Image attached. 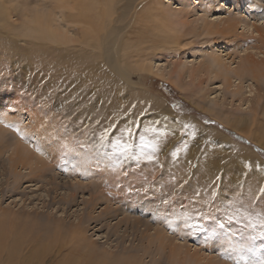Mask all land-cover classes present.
<instances>
[{
    "label": "rangeland",
    "instance_id": "rangeland-1",
    "mask_svg": "<svg viewBox=\"0 0 264 264\" xmlns=\"http://www.w3.org/2000/svg\"><path fill=\"white\" fill-rule=\"evenodd\" d=\"M65 2L0 20V263L264 264V0Z\"/></svg>",
    "mask_w": 264,
    "mask_h": 264
},
{
    "label": "bare ground",
    "instance_id": "bare-ground-1",
    "mask_svg": "<svg viewBox=\"0 0 264 264\" xmlns=\"http://www.w3.org/2000/svg\"><path fill=\"white\" fill-rule=\"evenodd\" d=\"M10 1L11 0H3V3H7V6L4 8V10H3V12H1L0 11V14H1V22H2V20L4 21V23H9V24H11V25H13L12 24V22H13V18H14V16L15 15H17V16H19V17H25V16H27V15H30L31 13H24V11L22 12V9H16V10H13V8H11V6H8V4L10 3ZM57 1L58 0H54V5L55 4H57ZM72 1V0H71ZM70 0H68V2H65L66 4H58V6H59V10L60 11H62V13L59 15V16H61V17H63V18H66L70 23H74V24H76L75 22L77 21V23H78V19H79V16L81 15V10L79 11V10H77V11H79L80 12V15L78 16V14H72L73 13V11L71 10V8L72 9H74L75 7H74V4L77 2V0H76V2H74V4H72V2L73 1H75V0H73L72 2H71ZM108 1V0H107ZM15 2H16V0H15ZM81 2V1H80ZM83 3H84V1H82ZM92 2V1H91ZM64 3V2H63ZM88 3L89 2H87V5H88ZM106 2H104V4H105ZM70 4H72V5H70ZM95 4V3H94ZM93 4V6H95ZM97 4H98V2H97ZM96 4V5H97ZM76 5V4H75ZM79 5V4H78ZM87 5L85 6V7H87ZM108 5V4H107ZM67 6H70L69 7V9H70V11L72 12H70L69 10H68V12H70V13H68L67 12V10L65 11V9H67L66 7ZM92 6V5H91ZM74 7V8H73ZM88 7H89V5H88ZM108 7V6H107ZM93 8V7H92ZM81 9H84L83 7L81 8ZM88 9V8H87ZM89 9H91V7L89 8ZM94 9V8H93ZM78 13V12H77ZM24 14V15H23ZM85 14V13H84ZM32 16H33V19H34V21L35 22H37L40 26H38V27H34V29L36 30V32H38L39 34H41V35H49V36H57L58 37V34L59 33H57V28L54 26L55 24H56V21H57V19H56V17H54V16H52L50 13H46L45 11L43 12V11H41V12H39V11H37V13H33V14H31ZM86 15V14H85ZM82 16V15H81ZM87 16V15H86ZM83 18H85V17H83ZM89 18V17H88ZM92 17H90V19H91ZM8 19V21H6ZM17 19V18H16ZM25 19V18H24ZM32 19V18H31ZM80 19H82V18H80ZM79 19V20H80ZM87 19V18H86ZM20 20V19H19ZM32 21V20H31ZM82 22H85V20L84 21H82ZM95 22V21H94ZM30 23V22H29ZM85 23H87V22H85ZM33 25V24H32ZM31 27V26H30ZM237 27V26H236ZM240 27V26H239ZM29 29V28H28ZM29 30H31V29H29ZM28 30V31H29ZM33 30V29H32ZM31 30V31H32ZM31 31H29V33L31 32ZM34 31V30H33ZM213 31V30H212ZM257 31L259 32V36L260 37H262V34L263 33H260L261 31H259L258 29H257ZM214 32V31H213ZM223 33V32H222ZM28 34V33H27ZM34 34V33H33ZM61 35V34H60ZM30 36V35H29ZM39 36V35H38ZM48 37V36H47ZM16 39V38H15ZM37 39V38H36ZM66 39V38H65ZM51 40H54V39H51ZM61 42V41H60ZM80 42V41H79ZM75 43V42H74ZM73 47V46H72ZM216 62H218V64H220V60L219 59H214ZM233 68V67H232ZM250 68V67H249ZM231 69V68H230ZM228 70V69H227ZM232 70H234L236 73H237V71L239 70V69H232ZM230 70H228V71H226V73H227V76H228V72H229ZM239 72V71H238ZM226 76V77H227ZM239 77H240V75H238ZM229 78V77H228ZM227 78V80L230 82V78L228 79ZM37 120V119H36ZM35 131V130H34ZM28 132L29 133H31L32 132V129H31V131H29L28 130ZM37 133V132H36ZM32 134H34L33 132H32ZM31 135V134H30ZM2 147H4V146H2ZM23 147V146H22ZM22 147H20V148H16V150H15V152H16V154H17V160H18V162H17V164H20V165H22V166H24L25 167V164H26V166H29V169H30V171H31V173H35L36 171H37V169H38V164L37 163H35V159H36V157H35V155H32V153H30V151H28L26 148V150L25 149H23ZM39 149V148H38ZM23 153V155L22 156H20V155H18V153ZM13 156V155H12ZM12 158V157H11ZM13 164H14V162H13ZM16 164V165H17ZM15 166V165H14ZM18 166V165H17ZM41 168H43V167H41ZM38 172V171H37ZM16 173V172H15ZM14 173V174H15ZM43 173H44V171H43ZM17 174V173H16ZM19 174V173H18ZM18 176V175H17ZM40 176V175H39ZM16 178V177H15ZM2 241V240H1ZM253 250H255V249H253ZM11 252H12V250H10ZM256 251V250H255ZM2 258V257H1ZM1 260V259H0ZM16 260V259H15ZM2 263V262H1ZM0 263V264H1ZM8 263H10V262H8ZM7 264V263H6ZM13 264V263H12ZM16 264V263H15ZM23 264V263H22Z\"/></svg>",
    "mask_w": 264,
    "mask_h": 264
},
{
    "label": "snow or ice",
    "instance_id": "snow-or-ice-1",
    "mask_svg": "<svg viewBox=\"0 0 264 264\" xmlns=\"http://www.w3.org/2000/svg\"><path fill=\"white\" fill-rule=\"evenodd\" d=\"M129 135L131 136L130 131H129ZM139 141H140L139 144L136 146L138 148V154L133 152V145L131 143H121L119 139H117V141L113 143L110 147L113 149V155H115L120 159H127L133 157L139 159L141 157L146 156L147 150L155 149L156 147L154 143L147 142L143 134L140 135ZM147 158L151 159L150 156H148ZM260 223L262 228H264V219H262ZM251 226L255 227L254 224ZM194 227H199V225H195ZM261 235H264V231L261 232ZM239 250L243 251V247H241ZM237 264H240V261H238Z\"/></svg>",
    "mask_w": 264,
    "mask_h": 264
}]
</instances>
